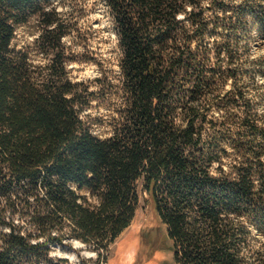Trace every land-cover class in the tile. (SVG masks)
I'll return each instance as SVG.
<instances>
[{
	"label": "trees",
	"instance_id": "obj_1",
	"mask_svg": "<svg viewBox=\"0 0 264 264\" xmlns=\"http://www.w3.org/2000/svg\"><path fill=\"white\" fill-rule=\"evenodd\" d=\"M105 2L121 100L104 135L91 108L114 82L73 77L63 12L0 0V264H58L51 246L71 237L104 254L143 199L167 264H264V111L249 100L264 83L244 57L264 0Z\"/></svg>",
	"mask_w": 264,
	"mask_h": 264
},
{
	"label": "rangeland",
	"instance_id": "obj_2",
	"mask_svg": "<svg viewBox=\"0 0 264 264\" xmlns=\"http://www.w3.org/2000/svg\"><path fill=\"white\" fill-rule=\"evenodd\" d=\"M50 5L63 12L70 22L72 32L66 37L71 43L76 60L70 63L75 79L93 80L98 76H108L114 84L105 97H99L91 108L93 113L104 118L96 127L97 132H111L110 119L116 102L121 100L119 74L121 48L118 42L115 22L105 0H49ZM39 29L35 18L22 26L18 42L32 40ZM253 33L245 51L247 76L251 74L264 83V34L253 25L248 33ZM254 58H260L253 60ZM96 87V83H94ZM249 100L260 111H264V87L252 90ZM264 238H262L263 241ZM68 243L51 246V255L58 264H167L172 258V240L166 225L155 208L153 200L141 201L130 225L110 244L104 254L82 240L71 237Z\"/></svg>",
	"mask_w": 264,
	"mask_h": 264
}]
</instances>
